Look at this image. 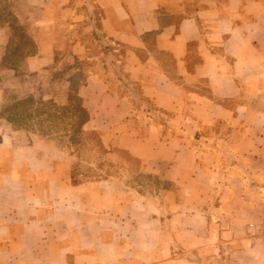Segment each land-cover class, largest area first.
Instances as JSON below:
<instances>
[{
	"label": "crops",
	"instance_id": "0c3cea01",
	"mask_svg": "<svg viewBox=\"0 0 264 264\" xmlns=\"http://www.w3.org/2000/svg\"><path fill=\"white\" fill-rule=\"evenodd\" d=\"M13 1L41 56L25 65L80 61L85 129L176 188L74 183L69 153L0 128V264H264L216 188L264 167V0Z\"/></svg>",
	"mask_w": 264,
	"mask_h": 264
},
{
	"label": "rangeland",
	"instance_id": "374dc122",
	"mask_svg": "<svg viewBox=\"0 0 264 264\" xmlns=\"http://www.w3.org/2000/svg\"><path fill=\"white\" fill-rule=\"evenodd\" d=\"M13 2L0 0V128L9 130L11 142L34 143L43 154L53 149L69 153L78 175L82 172L78 176L80 180L127 174V185L147 198H161L165 196V188L175 189L172 183L142 171L141 162L125 150L112 148L111 152L117 155L109 157L99 130L86 129V133L75 135L82 123L80 108H86L79 94L86 72L75 71L72 68L80 67L81 63L75 61L70 65L62 56H56L55 62L45 61L46 65L39 69L34 68L33 63H29V67L25 65L41 56L37 54L26 24L15 14ZM107 58L110 61L112 57ZM112 72L119 75L118 71ZM113 158H117V162ZM253 159L251 156V161H247L250 166L232 169L230 179L223 177L216 188L221 194L223 190L227 192L224 200L230 210L242 213L248 242L256 240L264 247L261 238L253 235L249 228V223L258 224L264 216V190L260 189L263 183L257 179L258 171L264 167L257 166ZM124 161L130 164V173L119 165ZM214 202L208 199L207 204Z\"/></svg>",
	"mask_w": 264,
	"mask_h": 264
},
{
	"label": "trees",
	"instance_id": "16d2710c",
	"mask_svg": "<svg viewBox=\"0 0 264 264\" xmlns=\"http://www.w3.org/2000/svg\"><path fill=\"white\" fill-rule=\"evenodd\" d=\"M107 47L110 48L109 46H107ZM83 62H85V60ZM80 63H81L80 61H77V64H80ZM80 109H81V111H83L82 112L83 113L82 123H81L80 130L77 133H75L76 136H80L81 134L86 133L87 130L85 129L84 126H85V124L87 123V121L90 118L89 111L86 108H84L83 106H81ZM83 117H84V119H83ZM81 173L82 172H80L79 175H78L77 170L73 167V169H72V179H73V182L74 183H78L80 181V179L78 178V176H80Z\"/></svg>",
	"mask_w": 264,
	"mask_h": 264
},
{
	"label": "built area",
	"instance_id": "2783aa9c",
	"mask_svg": "<svg viewBox=\"0 0 264 264\" xmlns=\"http://www.w3.org/2000/svg\"><path fill=\"white\" fill-rule=\"evenodd\" d=\"M249 228L251 229V233L261 238L264 243V216L258 224L254 222L249 223Z\"/></svg>",
	"mask_w": 264,
	"mask_h": 264
}]
</instances>
